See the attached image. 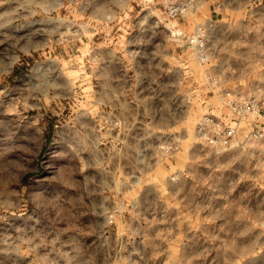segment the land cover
Segmentation results:
<instances>
[{
    "label": "rangeland",
    "instance_id": "374dc122",
    "mask_svg": "<svg viewBox=\"0 0 264 264\" xmlns=\"http://www.w3.org/2000/svg\"><path fill=\"white\" fill-rule=\"evenodd\" d=\"M0 264H264V0H0Z\"/></svg>",
    "mask_w": 264,
    "mask_h": 264
},
{
    "label": "built area",
    "instance_id": "2783aa9c",
    "mask_svg": "<svg viewBox=\"0 0 264 264\" xmlns=\"http://www.w3.org/2000/svg\"><path fill=\"white\" fill-rule=\"evenodd\" d=\"M205 29L198 27L197 32L188 38V45L201 49L206 44ZM228 113L221 117L205 115L198 125V133L204 142L216 148H230L238 141V130L243 121L258 125L261 123V103L256 97H236L226 93L222 99ZM262 130L251 133L252 137H262Z\"/></svg>",
    "mask_w": 264,
    "mask_h": 264
},
{
    "label": "crops",
    "instance_id": "0c3cea01",
    "mask_svg": "<svg viewBox=\"0 0 264 264\" xmlns=\"http://www.w3.org/2000/svg\"><path fill=\"white\" fill-rule=\"evenodd\" d=\"M260 124H261V123H260ZM260 124L255 125V126L253 125V130H252V132H253L254 130L261 129V128L259 127ZM261 130H262V129H261ZM252 132H251V133H252ZM251 133H250V134H251Z\"/></svg>",
    "mask_w": 264,
    "mask_h": 264
}]
</instances>
